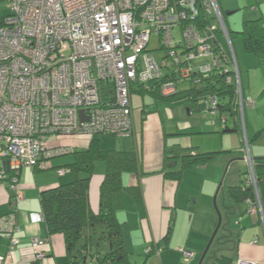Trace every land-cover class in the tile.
Segmentation results:
<instances>
[{
  "label": "built area",
  "instance_id": "obj_1",
  "mask_svg": "<svg viewBox=\"0 0 264 264\" xmlns=\"http://www.w3.org/2000/svg\"><path fill=\"white\" fill-rule=\"evenodd\" d=\"M4 4L8 13L0 16V159L9 164L13 196L11 212L0 218V234L8 240L9 252L20 242L15 236L19 232L16 204L23 200L18 189L20 169L47 170L51 158L72 151L62 145L52 147L51 135L130 136L133 89L142 86L171 97L217 73L225 84L234 85V105L244 131V108L253 102L243 96L217 0H6ZM174 27L181 33L178 43L172 36ZM152 34L158 36L159 49L168 51L159 61L148 49ZM198 103L225 126L228 114L215 95ZM244 148L247 152L245 137ZM243 161L247 183L257 198L247 153ZM66 172L56 170L60 176ZM3 180L7 174L0 172ZM30 219L38 222L43 216L32 213ZM45 243L31 239L36 260L44 257L40 248ZM181 253L186 261L193 256L184 249ZM237 264L254 263L239 260Z\"/></svg>",
  "mask_w": 264,
  "mask_h": 264
},
{
  "label": "crops",
  "instance_id": "obj_2",
  "mask_svg": "<svg viewBox=\"0 0 264 264\" xmlns=\"http://www.w3.org/2000/svg\"><path fill=\"white\" fill-rule=\"evenodd\" d=\"M260 18L263 22L264 19L262 17ZM263 53L264 52L255 55ZM246 54L252 55L242 50L237 54L236 58L238 61L237 64L240 72L243 96L245 99H251L253 102L252 107L246 106L247 108H251L248 114H246V107L244 108L245 132L243 134L237 132H222L220 130L219 120L215 116L214 121H210L209 129L206 125H202V133L210 135V142L201 143L197 142L196 138L190 140L191 134L199 133V130L194 131V126L184 127L179 123L175 127L171 126L167 129L162 128L161 151L157 152V146L161 143L155 145L156 154L152 152L151 144L153 143L149 136L144 134L143 127H141L139 132L136 130V124L134 123L135 121L133 122V119V130L130 136L120 138H113L112 136L104 138H99L97 135L91 136L97 140L98 147L102 150H133L139 157L141 174L137 176L132 173H124L121 176V181L126 188L132 187L139 182L144 213L140 215L137 212L136 205L127 192V194L123 192V209L117 213L125 248L130 253L131 260L135 257L134 261L136 263H141L145 258L146 264L198 263L204 245L213 231L217 220L211 209L209 207L207 208L202 202H200V206L197 207L198 195L201 201L204 195V187H206L209 189H206L203 201H205L206 198L210 199L219 177L217 174L219 175L220 168H224L226 161L236 154L238 155L237 157L240 156L243 158V153L241 151L242 145H244L242 135H244L245 139L249 140V145L259 141L260 137L264 134V82L256 91L253 90L249 75L250 71L248 72L249 67L250 70L253 68V63L248 64L245 62L246 59L249 58L246 57ZM243 72L248 74L244 76ZM161 104L169 108V106H176L179 103H168L166 101L155 100L152 104L153 110H157V106ZM181 104H185L187 111L188 105L186 103ZM141 112H144V109H142ZM190 112L191 111L188 110L187 113ZM212 116L214 117V115ZM196 129H198V127H196ZM256 133H258L257 136H255ZM81 137L82 136H78L63 141L60 140V143H55L53 146L72 145L73 147L84 148L90 139H82ZM168 141H171L170 146L179 144L188 149L191 155L214 153V158L208 162L210 164L215 160L224 162L223 166L220 164V166L214 169L212 173L214 175L213 182L208 181V175H205L198 195H195L197 194L196 189L188 191V189L182 188V184L184 178L190 177L189 174L198 172L196 175L200 176L202 171H197L196 168L202 167L203 169L206 164L193 169L184 170L181 173L180 180L177 182L165 178L162 171L163 153L164 148L170 147L168 146ZM251 153L253 157H255L251 159L252 161L257 159L256 157L264 158V145L252 148ZM177 167L178 165H176L175 168L177 169ZM103 168L105 171V165ZM99 169L101 170V167H99ZM247 169L248 167L246 170ZM229 170L230 164L227 165V171ZM8 171V162L0 159V172L8 173ZM39 172L43 171H35L33 168L30 169L29 167L20 169L18 189L23 193V200L16 204L15 213L19 227V232L15 236L19 238L20 242L13 251L9 252L7 249L8 240L2 236L0 239V255L4 257L3 264H67L63 237L57 233L49 235L44 220L32 222L30 219V214L41 212L39 203L40 191L54 188L65 182L66 179L64 176H66V174L60 176L57 173L54 175L53 173ZM203 172L206 174L205 171ZM103 175L91 176L88 187V205L90 210L94 212L97 211L98 207V190ZM240 176L241 174L239 175L238 172V180L234 179L238 184L233 183V177L228 179V184L225 188L227 189V187L239 185L242 180ZM193 179L198 180L199 177ZM210 184L212 186L211 191ZM223 192L224 190L222 191V198ZM12 196L13 191L9 187V182L7 180L0 181V218L11 212L10 202ZM222 205H224L223 211L229 213V217L232 215L236 242H233L232 249H234V253L232 256L231 254L221 255H228L227 257L231 259V264H237L239 260L254 264H264V211L261 210L260 205L257 204V202L251 205L248 201L235 204L228 198L223 201ZM199 210H203L204 212V216L201 219L198 217ZM170 225V233L168 237L165 238ZM34 237L46 240V243L40 248L44 252V257L41 260H36L34 258V251L30 246V241ZM157 245L158 248L156 247ZM147 248H150L151 252L146 253L145 251ZM183 249L193 254L192 258L188 261L182 257L181 250Z\"/></svg>",
  "mask_w": 264,
  "mask_h": 264
},
{
  "label": "trees",
  "instance_id": "obj_3",
  "mask_svg": "<svg viewBox=\"0 0 264 264\" xmlns=\"http://www.w3.org/2000/svg\"><path fill=\"white\" fill-rule=\"evenodd\" d=\"M5 1L0 0V6ZM227 30L231 43L234 35L241 37L243 50L246 53L258 54L264 52V24L261 18L244 20L237 31H231L228 28ZM217 39L220 43H223L222 37L218 34ZM165 78L163 77L162 81ZM133 90L140 95L148 94L154 101L186 103L189 111H204L203 106L198 101L206 95H215L221 110L228 114L226 124L223 127L220 126V130L242 134L238 111L234 105L236 99L234 85L225 84L224 78L217 73L212 72L210 77L202 79L198 87L185 89L171 97H162L157 90L145 91L142 86ZM246 142L248 144L249 140L246 139ZM62 146L72 149L67 154L73 155V161L63 166L64 168L61 166L55 167V170L59 168L67 170L69 181L54 188L40 191L39 203L40 213L43 216L49 235L57 233L63 237L67 264H146V258L141 263L131 260L130 253L125 248L121 226L117 218V213L123 209V192L129 193L132 197L137 212L140 215L144 213L139 182L126 188L121 181V176L124 173H132L137 176L141 174L140 160L137 153L133 150H102L98 147V142L94 138H90L84 148H77L72 145ZM214 156V153L191 155L188 149L179 144L166 147L163 153V176L177 182L184 170L207 164ZM97 161L104 163L105 171L98 190L97 211L94 212L90 210L88 205V187L94 163ZM252 163L257 198L252 186L247 183L248 169L243 173L239 185L227 187L226 196L235 204L248 201L251 205H254L257 202L261 210L264 211V158L254 159ZM176 165H178L177 169L175 168ZM52 168L54 169L50 166L49 169ZM34 170L44 171L36 168ZM4 173L7 174V181H9L10 172ZM228 214L225 213L226 218ZM96 226L101 227L99 238L107 246V250L103 254L98 252L97 247L93 248L91 234L84 237V231L92 230L94 233ZM170 228L171 225L165 238L168 237ZM229 237V234L222 235L217 240L218 244L220 242H231ZM1 238L2 235L0 234ZM82 238L84 240L79 244ZM156 247L158 248V245ZM216 251L217 249L214 250L213 254L207 255L202 264H231L229 257L225 255L217 256Z\"/></svg>",
  "mask_w": 264,
  "mask_h": 264
},
{
  "label": "rangeland",
  "instance_id": "obj_4",
  "mask_svg": "<svg viewBox=\"0 0 264 264\" xmlns=\"http://www.w3.org/2000/svg\"><path fill=\"white\" fill-rule=\"evenodd\" d=\"M219 2V7L223 13L224 16V21L225 24L227 26V28L231 31H237L240 29L241 24L243 23V21L245 20H254V19H258L260 17H262L264 19V0H218ZM0 10H1V14L2 15H6L8 13V10H6L5 8V4H1L0 6ZM264 22V20H263ZM172 36L174 38V42L178 43L181 41V33L179 28L174 27L172 30ZM232 44H233V49H234V54L235 57L237 58V54L243 50V43H242V39L240 36L238 35H234V37L232 38ZM160 44L158 41V36L156 34H152L151 38H150V42L148 44V49L150 50L151 54L154 56V58L156 60H160L162 57H164L165 55H167V50L166 49H159ZM244 51V50H243ZM246 57H249L246 59L245 62H247L248 64H252L253 63V68L249 67L248 72L250 71V79H251V86L253 88V90L256 91V89H258V87L264 82V53L263 54H259V55H249L246 54ZM253 59V62H252ZM237 60V59H236ZM238 63V61H237ZM244 69V68H242ZM244 71V70H243ZM244 76L248 73L243 72ZM131 101H132V119L133 122L136 124V130H138V132L140 131L141 127H143V132L145 135H148L150 140L152 141L153 144H151V149L153 154H156V147L155 145L160 144L159 146H157V152L161 151V139H162V128L167 129L171 126L175 127L177 124H182V126L186 127V126H194L193 129L195 130H199V133H193L191 134L190 140H193L196 138L197 142H201V143H209L210 142V135H207L206 133H202V125H206L208 127V129L210 128V121H214L215 116L213 117L210 113H207L205 111H200V110H194L191 111L190 113H187L186 111V106L185 104H177L176 106H169L166 107L163 104L158 105L157 106V110H153V102L154 100L148 95V94H137L135 92H133L131 94ZM252 107V106H251ZM144 109V112H141V110ZM251 108H247L246 107V114H248V111ZM264 112V109H263ZM244 115V112H243ZM135 118V119H134ZM171 120V121H168ZM244 120V118H243ZM190 124V125H189ZM242 125V123H241ZM244 125V124H243ZM242 125V127H243ZM196 127H198V129H196ZM241 129V127H240ZM245 132V129L244 131ZM242 132V134H243ZM99 138H104L107 136H103V135H97ZM139 136V133H138ZM75 137V136H74ZM243 137V142H244V135H242ZM72 137L70 136H56V135H51L48 137V143L50 145H54L55 143H60V140H65V139H71ZM80 138V137H79ZM82 139H90L92 138L91 136H82ZM109 138V137H108ZM113 138H117V137H113ZM120 138V137H118ZM187 139V137H186ZM139 140V137H138ZM61 141V142H62ZM169 144L168 146L171 145V141H168ZM248 145V144H247ZM260 145H264V134L260 137L259 141H256L255 143L249 144L247 146V152H246V148H244V145H242V153H247L249 155V157L255 158L253 157V154L251 153V149L252 148H256ZM158 155V153H157ZM238 155H234L232 158H229L228 161H226L224 168H220V172L219 175L217 174L218 179L216 181V186L214 188L213 193L211 194V198L207 199L205 201L204 200V195H205V191L206 188L204 187V195L202 196V199L200 201V197H199V191H200V186L201 183L205 177V175L207 176L208 181L213 182V177L214 175L212 174L214 169L218 166H220V164L223 166L224 162H219L218 160H215L213 163H208L206 164V166L202 169V167H198L196 168L197 171L201 170L202 173L200 176L195 174H189L190 177L189 178H184V182L182 184V188L183 189H188V191H193L194 189H196L197 194V207L200 206V202H202V204H204L207 208L209 207L211 209V211L215 214L216 218L217 217V213L215 211V207H214V203L218 209V211L221 214L222 217V226L220 227L215 239L213 240L209 251L207 253V255H211L213 254L214 250L217 249L216 254L217 256H222L221 254H231V256L234 253V249H232L233 246V242H236V235L234 233V228H233V221H232V215L231 217L228 216V221L225 219L226 218V211H223V207L224 205H222L223 201L226 198V186L228 184V179L233 177L234 179H237L238 177V172L239 175L241 174V178L243 172L246 171V166L245 163L242 161L243 158H241L240 156L237 157ZM258 158V157H256ZM227 159V158H225ZM232 160V161H231ZM73 161V155L71 154H65V155H59V156H55L54 158L50 159V163L51 166L54 167V169H50V170H45L43 172H39V173H53L54 175L56 174L55 171V167H63L66 164H69ZM230 164V170L227 171V165ZM93 173L92 176L95 177L96 175H103L104 172V163L103 162H96L93 166ZM99 167H101V170L99 169ZM26 167H23L22 169H25ZM30 169H32V167H29ZM64 168V167H63ZM195 171V170H193ZM206 172V174H204V172ZM216 175V174H215ZM66 181L63 183H66L69 181V174L66 173V176H64ZM195 177H199L198 180H195L193 178ZM213 180V181H212ZM224 180V181H223ZM238 180V179H237ZM237 181L234 180L233 183H236ZM239 182V181H238ZM61 183V184H63ZM221 183V186L219 187V184ZM238 184V183H236ZM217 187L221 188L219 190V193H217L218 196H216L215 200H214V196L215 193L217 191ZM223 192V198H222V191ZM212 190V186L210 184V191ZM222 190V191H221ZM126 193V192H125ZM127 194V193H126ZM193 195V196H195ZM206 197V196H205ZM201 204V205H202ZM204 216V212L203 210H199L198 211V217H200V219ZM217 222V220H216ZM224 228V229H223ZM214 230V229H213ZM226 230V232H225ZM100 232H101V227L100 226H96L94 228V233L92 230H87L84 231V237L88 236L89 234L92 235V246L97 247L98 252L103 254L105 252V250H107V246L106 244L102 241V239L99 238L100 236ZM213 232V231H212ZM212 232L210 234V236L212 235ZM225 234H229V240H231V242H226V243H221L218 244V239L219 237H221L222 235ZM210 236L208 238V240L206 241L204 248L202 251H204ZM83 237V238H84ZM81 239L80 243L81 244L83 242L84 239ZM229 248V249H228ZM228 256V255H227ZM230 256V257H231ZM135 257H133V262Z\"/></svg>",
  "mask_w": 264,
  "mask_h": 264
},
{
  "label": "water",
  "instance_id": "obj_5",
  "mask_svg": "<svg viewBox=\"0 0 264 264\" xmlns=\"http://www.w3.org/2000/svg\"><path fill=\"white\" fill-rule=\"evenodd\" d=\"M187 112H188V110H187ZM80 117L82 118V113H80ZM220 186H221V183L219 184V187H220ZM219 187H218V189H217V191H216V193H215L214 200H215V198H216V196H217L218 190L220 189ZM214 207H215L214 209H215V211H216V213H217V217H218V219H217L216 225H215V227H214V230H213V232H212V235L210 236V239H209V241H208V243H207V245H206L204 251L202 252V254H201V256H200V258H199L197 264H202V263L204 262V260H205V258H206V256H207V253H208V251H209V248H210V246H211L213 240L215 239V237H216V235H217V233H218V231H219V229H220L221 223H222V217H221V214H220V212L218 211V209H217L215 203H214ZM225 219L227 220L228 218H225ZM227 221H228V220H227Z\"/></svg>",
  "mask_w": 264,
  "mask_h": 264
},
{
  "label": "clouds",
  "instance_id": "obj_6",
  "mask_svg": "<svg viewBox=\"0 0 264 264\" xmlns=\"http://www.w3.org/2000/svg\"><path fill=\"white\" fill-rule=\"evenodd\" d=\"M217 2H218V0H217ZM218 5H219V3H218ZM220 8V7H219ZM221 10V9H220ZM222 12V11H221ZM6 161V160H5Z\"/></svg>",
  "mask_w": 264,
  "mask_h": 264
}]
</instances>
